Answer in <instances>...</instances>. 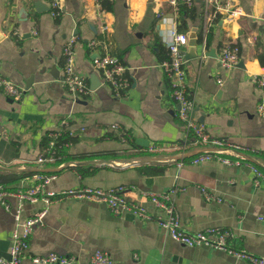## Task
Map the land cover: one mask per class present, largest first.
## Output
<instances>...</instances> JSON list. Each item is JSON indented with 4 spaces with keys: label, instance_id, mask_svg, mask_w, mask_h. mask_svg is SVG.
<instances>
[{
    "label": "crops",
    "instance_id": "0c3cea01",
    "mask_svg": "<svg viewBox=\"0 0 264 264\" xmlns=\"http://www.w3.org/2000/svg\"><path fill=\"white\" fill-rule=\"evenodd\" d=\"M50 1L0 0V73L24 88L17 101L0 91V165L58 168L39 171L54 175L45 190L110 189L152 213L158 211L147 193L175 185L174 206L187 231L227 229L230 246L264 257V219L258 218L264 216V180L255 183L247 163L264 167V116L256 111L260 92L254 81L258 73L264 75L258 70L264 66V0H235L241 14L216 18L205 31L203 4L195 0L187 5L195 8L194 15L185 16L181 30L189 35L185 56L192 114L210 137L243 149L239 164L191 161L213 146L186 140L159 65L168 56L166 42L178 18L167 0H103V21L94 0H57L56 16L49 12ZM73 34L75 67L88 87L80 96L61 82L62 50ZM229 42L239 45L240 59L225 68L217 55ZM104 53L126 66L129 84L123 93L115 94L94 68L93 56ZM50 140L61 156L38 162ZM150 149L158 154H149ZM149 163L164 170L140 169ZM33 181L28 175L14 187ZM5 199L8 208L0 202V256L8 257L18 198L8 194ZM42 209L21 264H34L32 255L49 252L72 256L66 264H88L96 249L107 251L111 264H250L220 248L184 245L154 219L126 210L114 213L102 201L66 195L49 202L23 200L21 218Z\"/></svg>",
    "mask_w": 264,
    "mask_h": 264
},
{
    "label": "built area",
    "instance_id": "2783aa9c",
    "mask_svg": "<svg viewBox=\"0 0 264 264\" xmlns=\"http://www.w3.org/2000/svg\"><path fill=\"white\" fill-rule=\"evenodd\" d=\"M96 13L103 21L105 9L102 5L103 0H94ZM173 7L175 14L178 11V4L185 3L188 6L194 4L195 0H167ZM203 4V31L216 18L222 17L228 20L233 19L241 14L240 6L235 0H200ZM60 5L57 0H51L49 12L52 16L60 13ZM177 23L170 30V39L166 42L168 56L160 60L159 65L164 72L169 83V92L171 98L178 104L177 116L179 117L186 140L197 145L213 146V150H204L191 158L192 162H200L211 158H216L226 164H239L243 160V149L235 144H228L219 138L210 137L205 131L202 123L198 122L192 112L194 101L187 86V61L185 56V47L189 42V35L185 31L177 29ZM106 28V24H104ZM75 35H70L63 46V63L61 82L64 84L69 93L73 96L84 95L87 90V82L75 67L73 44ZM94 41H90L93 44ZM218 62L222 67L229 68L238 63L240 59V47L235 42H229L223 45L217 55ZM94 68L101 74V78L113 90L115 94L123 93L128 86V79L123 75L126 68L119 59L112 54H97L92 58ZM264 70V66H258V70ZM254 76V81L260 92L256 104V111L259 115L264 116V75ZM0 91L11 97L13 100H19L24 88L11 79L0 73ZM154 146H150L153 148ZM230 154L232 157L227 156ZM264 154V151H263ZM61 154L53 140H50L36 158L38 162L53 161L59 158ZM253 172V180L258 183L264 180V167L252 162H247ZM53 173L41 174L34 173L33 183L25 186H19L15 189H7L0 184V202L8 208L5 197L8 194L15 195L18 198V204L14 211L16 226L10 234L11 245L8 257L0 256V264H21V260L28 247L30 234L35 224L40 223L44 216L45 210H38L32 215L21 218L22 201L36 200L42 198L45 202L61 196L85 197L95 201L105 202L114 213L130 211L135 217L141 219L152 218L161 225L167 234L176 241L187 245H209L211 247L226 250L228 253L238 257L245 258L250 264H264V257L252 255L244 249L235 248L227 243V238L232 235L229 230L216 226H209L202 230L187 231L181 224L178 213L176 212L173 197L177 191L174 185L162 193L149 192L148 197L157 209V213L148 211L146 207L137 201H132L124 195L115 193L110 189L99 187H81L67 188L61 191L45 190L44 185L53 177ZM202 193L211 198V195L202 188ZM264 219V216H259ZM72 256L62 255L55 252H49L43 255H32L31 260L34 264H49L57 262L61 264L69 263ZM110 254L101 249H96L90 255L88 264H111Z\"/></svg>",
    "mask_w": 264,
    "mask_h": 264
},
{
    "label": "trees",
    "instance_id": "16d2710c",
    "mask_svg": "<svg viewBox=\"0 0 264 264\" xmlns=\"http://www.w3.org/2000/svg\"><path fill=\"white\" fill-rule=\"evenodd\" d=\"M195 8L194 7H188L185 3H179L178 4V18L176 19L177 21V29L179 30H185V16L194 15ZM202 13V9H201ZM198 38H202V31L200 30L198 32ZM149 154H158L157 150H149ZM57 160V159H56ZM78 169L81 168V166H76ZM140 169L147 173H160L164 170V165L160 163H149V164H144L141 165ZM34 173H41V174H46V172H39V171H20V172H14L6 169L0 168V184L4 186L7 189H14V183L21 178L32 175Z\"/></svg>",
    "mask_w": 264,
    "mask_h": 264
},
{
    "label": "water",
    "instance_id": "95a60500",
    "mask_svg": "<svg viewBox=\"0 0 264 264\" xmlns=\"http://www.w3.org/2000/svg\"><path fill=\"white\" fill-rule=\"evenodd\" d=\"M68 163L69 162L64 163L62 166H65ZM0 168L6 169V170H10V171H14V172H20V171H44V170L52 171V170H58V168H51V169H43V168H19V167L15 168V167L3 166V165H0Z\"/></svg>",
    "mask_w": 264,
    "mask_h": 264
}]
</instances>
